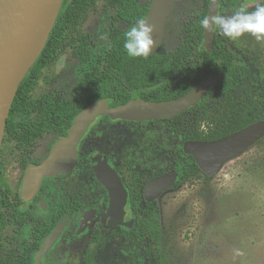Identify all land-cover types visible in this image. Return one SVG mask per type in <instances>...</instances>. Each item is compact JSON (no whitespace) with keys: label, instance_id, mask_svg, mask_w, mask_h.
I'll return each mask as SVG.
<instances>
[{"label":"rangeland","instance_id":"obj_1","mask_svg":"<svg viewBox=\"0 0 264 264\" xmlns=\"http://www.w3.org/2000/svg\"><path fill=\"white\" fill-rule=\"evenodd\" d=\"M139 1L143 6L151 2ZM237 1L238 6L221 3L219 15H231L240 9L250 11L259 2ZM70 2L64 0L63 4L68 8ZM104 2L98 0L91 12L72 26L77 30L75 36L85 35L92 46L107 40L109 36L113 17L109 16L111 8ZM208 5L209 0H176L158 52L175 49L182 41L185 23L207 11ZM215 31L223 36L218 26ZM225 38L233 45L234 55L241 59L249 73L230 91L231 97L241 105L264 91V85L255 81L250 74L252 61L248 57V54L256 51L264 78V42H258L250 34L236 40ZM74 47V37L69 36L55 57L36 65L31 76H34V80L29 91L30 106L34 102H41L45 96L63 100L75 97L80 59L73 53ZM220 100V92L211 89L203 103L214 105ZM27 112L9 115L16 122L25 119L26 115L38 113ZM171 125L170 120L138 124L100 122L98 118L82 141L80 150L86 162L77 167L78 176L72 172L58 181H48V185L56 189V194L63 199L69 194L78 195L83 211L94 209L99 202L105 201V197L93 193L91 178L94 170L87 160L99 156L110 157L119 166L126 161L131 172L147 175L148 168L144 167L141 158L152 153L157 157L162 156V168L169 169L176 158L188 160L177 153L179 141L171 134ZM56 137L54 132L36 141L33 157L46 154ZM15 146L11 136L4 135L0 155V185L7 186L11 197L18 189L22 172L15 157ZM155 147L157 150L153 149ZM26 203L25 208L28 207ZM154 207L157 209V238L161 247L156 256L161 264H264V138L241 156L228 161L216 176L210 179L202 176L165 192ZM96 229L99 234L95 239ZM83 230L80 237L63 238L47 254L44 264H140L141 258L151 254L155 247L148 236L129 238L121 226L106 229L102 224L101 210L93 211ZM15 245L18 246V239Z\"/></svg>","mask_w":264,"mask_h":264},{"label":"trees","instance_id":"obj_2","mask_svg":"<svg viewBox=\"0 0 264 264\" xmlns=\"http://www.w3.org/2000/svg\"><path fill=\"white\" fill-rule=\"evenodd\" d=\"M76 7L70 12L63 4L49 40L38 61L30 68L21 82L10 115L24 111L41 114L34 118L35 124L24 126L64 135L68 132L75 116L91 103L107 98L111 106L125 103L133 98L148 100H169L182 96L197 86L202 80L212 75H219L224 70V78L211 89L220 92L221 100L214 105L204 104V99L186 112L164 119L172 121L171 134L178 138V155L188 160H174L172 167L177 168L179 177L174 187L183 182L205 176L192 155L186 154L183 144L187 140H216L234 133L256 121L264 119V91L258 97H250L247 102L238 104L230 95L234 85L245 77L248 70L241 59L234 55V50L224 36L216 39L212 51L203 47L204 28L200 21L207 16V11L196 19H189L182 28L183 38L180 44L165 54H151L147 59L128 56L123 47L126 32L110 30L108 39L92 46L85 35L75 33V27L86 17L97 0H75ZM119 3L120 17L128 21L144 19L148 9L140 7L139 0H116ZM211 0H209L210 2ZM234 6L237 0H222ZM110 3H116L110 0ZM209 6V5H208ZM74 37V54L79 57L77 72V94L70 100L55 99L45 96L41 102L30 106L29 91L33 87L32 72L36 65L48 62L62 49L67 37ZM252 78L264 85L258 65L256 51L248 54ZM180 58V59H179ZM210 89V90H211ZM9 115L6 136L16 142L19 121L11 120ZM109 118L108 116L103 121ZM137 174V172H135ZM139 201H130L131 207ZM157 202L146 203L142 214H136L133 228H126L129 238L150 237L155 247L151 254H145L140 264H161L157 258L160 241L157 238ZM74 208H71V212ZM54 216L56 213L52 212ZM49 219L37 221L33 213L22 211L20 204L11 201L10 196L0 187V264H36L35 257L42 245L43 226H50ZM18 239V246L16 240ZM96 239V237H95ZM156 251V252H155Z\"/></svg>","mask_w":264,"mask_h":264},{"label":"water","instance_id":"obj_3","mask_svg":"<svg viewBox=\"0 0 264 264\" xmlns=\"http://www.w3.org/2000/svg\"><path fill=\"white\" fill-rule=\"evenodd\" d=\"M12 2L8 16L0 18V155L8 117L19 86L27 72L42 53L56 23L64 0H0V10ZM176 0H151L145 19L155 26L156 51L163 40L166 23L175 9ZM221 0H211L207 16L219 15ZM216 39L215 27L204 29V47L212 51ZM153 51V52H154ZM152 52V53H153ZM224 78V72L201 81L186 94L162 101L134 98L111 106L107 98L97 100L77 113L68 133L58 139L49 155L38 164L27 167L21 194L33 198L40 190L45 177L60 176L72 171L78 162V145L89 127L98 117L112 119L152 121L168 119L186 112L204 99L210 89ZM264 138V119L256 121L234 133L216 140H187L183 144L186 154L192 155L205 175L216 176L224 165L244 154ZM99 180L108 188L110 206L105 223L112 227L124 220V207L128 192L118 172L105 160L96 165ZM177 170H170L151 178L145 186L147 201H154L173 188ZM133 222H130L132 226ZM63 223L46 238L48 250L59 238Z\"/></svg>","mask_w":264,"mask_h":264},{"label":"flooded vegetation","instance_id":"obj_4","mask_svg":"<svg viewBox=\"0 0 264 264\" xmlns=\"http://www.w3.org/2000/svg\"><path fill=\"white\" fill-rule=\"evenodd\" d=\"M70 1L71 2L69 4L68 8L71 9L69 11L72 12V11H74L77 3L75 0H70ZM114 1L116 3H113V4L110 3V0H105V2H104L108 7L111 8L109 10V16L113 17V21L110 24L109 31L114 29V30H118V31L127 32L132 26H134L136 24L137 21L132 22V21H128V20L124 19L123 17H120L119 3H117L116 0H114ZM96 2L94 4L91 1H89L87 3L89 5L91 4V9L89 12H91L92 8L96 5ZM210 2H209V4H210ZM238 2L239 1H237V5H238ZM138 3H139L141 8H143V9L147 8L149 11V7H150L151 2H150V4L144 5V6L141 5L140 1H138ZM221 3H223L222 0L220 2V5H221ZM147 14H148V12H147ZM145 17H144V19H145ZM122 24L124 26H121ZM218 37H220V35H217V33H216V39ZM216 39L214 42V46L216 43ZM226 42L230 45L231 49L234 50L233 45L229 41H226ZM203 45H204V38H203ZM158 49L156 51H154L153 53L165 54L167 51H169V50H166V51L158 52ZM204 49H206V48L204 47ZM153 53H151V54H153ZM223 72H224V70L222 71V73ZM146 100H148V99H146ZM152 101H162V100H152ZM39 116H41V114H39V113H36V115L35 114L26 115L25 119L23 118L22 120H20L17 123L21 128L18 129V131H17V138H16V142H15V144H16L15 148L17 149V151H16L15 157H17V161L19 162V165L22 169V172H21L19 182H18V189L15 192H13L14 196L13 197L10 196L7 186H1L0 185V187L2 189H4L6 191V193L10 196V199L12 202L20 204L22 211H24V212L28 211V213L29 212L33 213L34 219H37V221L42 222V221H45V219H49L52 222L51 227L50 226H43V228H42V230L46 231L47 234L44 235L42 245L40 246V249L36 253V257H35L36 264H44L47 254L51 250L56 248L59 245V242L63 238H65V237L70 238V236H72V237L82 236V234L84 232L83 226L89 222V217H90V215L93 214L94 210H97V211L101 210L102 224L106 229H112L116 226H121V227L125 228V230H126V228H133L134 223H135L136 214H142L143 208L146 206V203H150V201H147L146 196H145V186H146L147 182L155 176H159V175L164 174L170 170H177V168H174V167H171L169 169L162 168V166H161L162 161H163L162 156L157 157V155L152 154V153H149V154H147L141 158L144 167L148 168L147 169V171H148L147 175H144L143 172H141V173L137 172V174H135V172H131L127 167L128 164L126 161L123 162V166H119V165L115 164L114 160H112V158H110V157H105V156L100 157L99 156L96 158L88 159L87 161L92 164V167L94 170V176H92V178H91L92 179L91 183L93 184V186H92L93 193H95L99 197H105V201L99 202V204L94 206L95 207L94 209H91L88 211L87 210L83 211L82 210L83 204L80 201V198L78 195L75 196L73 194H69L68 197L63 199L61 196L56 194V189H54L53 187L48 185V181H58V180L62 179L64 176H66L67 174H70L72 172H76L75 174H76V176H78L79 172L76 169L80 165V163L85 161L84 160L85 157L81 153L80 148H81L82 141H84V138L88 132L87 131L86 134L81 139L79 145H78L79 157H78V162H77V165L75 166V168L72 171L64 173L60 176L45 177L43 179V182H42V185H41L39 192L33 198L26 199L22 196L21 191H22L23 177L26 173L27 167L31 164H38V163L42 162L51 152L55 142L63 136V135L57 134V137L53 140V142L50 145L46 154H44L43 156H40V157H33V152H34L33 145L35 144V142L39 141L41 138H43L47 134L54 133V132H50V131H45L42 134H40V133H38L37 129H28V128L24 127V126H27L28 124L34 125L35 124V122L33 121L34 118H38ZM106 116H108V115L98 117V118H100V122L121 121V122H125V123L142 124V123L155 122L158 120H164V119H158V120H152V121H130V120H123V119H112V118H110V116H108L109 118H106V120L103 121V119H105ZM98 130L99 129H97V132H98ZM66 134H64V135H66ZM153 149L157 150L156 147ZM99 160H105L113 169H115L118 172V174L121 177V180H122V182H123V184H124V186L128 192L127 203L124 207V210H125L124 220L117 222L112 227L107 226L105 223V214L109 209L111 198H110V193H109L108 188L99 180V178L97 176L96 165H97ZM178 173H179V171H178ZM178 177H179V175H178ZM174 185H173V187H174ZM160 197L155 199L154 201L158 202ZM134 200L139 201V203L135 204V202H134V205L131 207L130 201H134ZM154 201H152V202H154ZM25 202H27L26 203L28 206L27 208L24 207ZM71 208H74L73 212H71ZM52 212L56 213V216H54L52 214ZM127 217H129V220H127ZM130 222H133L132 226H130V224H129ZM61 223H63L64 226L62 227V231L59 235V238L56 240V242L48 250H46L45 249L46 238ZM98 234H99V230L96 229L94 236L97 237Z\"/></svg>","mask_w":264,"mask_h":264},{"label":"clouds","instance_id":"obj_5","mask_svg":"<svg viewBox=\"0 0 264 264\" xmlns=\"http://www.w3.org/2000/svg\"><path fill=\"white\" fill-rule=\"evenodd\" d=\"M205 30L218 26L221 35L236 40L250 34L264 42V0H259L253 10L240 9L231 15L206 16L200 21ZM155 26L146 19H139L125 34L123 47L128 56L147 59L155 50Z\"/></svg>","mask_w":264,"mask_h":264},{"label":"bare ground","instance_id":"obj_6","mask_svg":"<svg viewBox=\"0 0 264 264\" xmlns=\"http://www.w3.org/2000/svg\"><path fill=\"white\" fill-rule=\"evenodd\" d=\"M11 4H12V2L8 3L6 5L5 9H1L0 10V18H1V20H4L8 16V12L12 9Z\"/></svg>","mask_w":264,"mask_h":264}]
</instances>
